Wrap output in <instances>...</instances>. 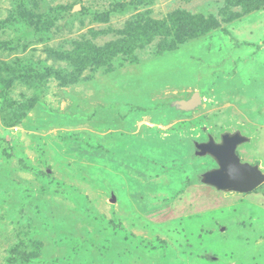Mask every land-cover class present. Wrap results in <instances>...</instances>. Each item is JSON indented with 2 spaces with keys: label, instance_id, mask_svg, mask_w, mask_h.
I'll list each match as a JSON object with an SVG mask.
<instances>
[{
  "label": "rangeland",
  "instance_id": "obj_1",
  "mask_svg": "<svg viewBox=\"0 0 264 264\" xmlns=\"http://www.w3.org/2000/svg\"><path fill=\"white\" fill-rule=\"evenodd\" d=\"M0 70V264H264V183L195 156L264 172V0H0Z\"/></svg>",
  "mask_w": 264,
  "mask_h": 264
},
{
  "label": "water",
  "instance_id": "obj_2",
  "mask_svg": "<svg viewBox=\"0 0 264 264\" xmlns=\"http://www.w3.org/2000/svg\"><path fill=\"white\" fill-rule=\"evenodd\" d=\"M201 102V95L196 92L189 100H182L181 104L186 109L196 107ZM248 137L240 132L225 133L222 141L217 142L210 136L206 142L195 143V156H212L217 167L201 174L200 182L216 187L223 191H236L249 193L264 183V172L259 164L243 162L239 156L238 146L247 142Z\"/></svg>",
  "mask_w": 264,
  "mask_h": 264
},
{
  "label": "trees",
  "instance_id": "obj_3",
  "mask_svg": "<svg viewBox=\"0 0 264 264\" xmlns=\"http://www.w3.org/2000/svg\"><path fill=\"white\" fill-rule=\"evenodd\" d=\"M84 46H85L84 43L78 42V45H77L76 49H77V50H81V51L83 52V51H84ZM4 64H5V62H4ZM7 65H8V64H7ZM0 74H1V78H2V80L5 81V82L8 80V78H11V77H12V76H10L9 74L4 73L2 70H0ZM10 83H11V82H6L5 84H6V86H9ZM206 185H207V184H206Z\"/></svg>",
  "mask_w": 264,
  "mask_h": 264
}]
</instances>
